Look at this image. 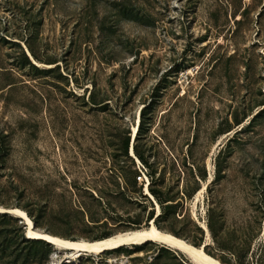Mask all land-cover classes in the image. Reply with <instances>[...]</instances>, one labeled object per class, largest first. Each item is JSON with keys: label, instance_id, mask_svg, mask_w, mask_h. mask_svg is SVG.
Here are the masks:
<instances>
[{"label": "rangeland", "instance_id": "374dc122", "mask_svg": "<svg viewBox=\"0 0 264 264\" xmlns=\"http://www.w3.org/2000/svg\"><path fill=\"white\" fill-rule=\"evenodd\" d=\"M263 108L264 0H0V208L42 233L154 221L221 264H264ZM139 117L158 199L122 153ZM55 254L0 217V264H191L155 243Z\"/></svg>", "mask_w": 264, "mask_h": 264}, {"label": "bare ground", "instance_id": "6f19581e", "mask_svg": "<svg viewBox=\"0 0 264 264\" xmlns=\"http://www.w3.org/2000/svg\"><path fill=\"white\" fill-rule=\"evenodd\" d=\"M139 130L140 117L137 118L136 123L133 125L131 134L132 144L130 149V155L134 157L137 162L138 159L135 155L134 147L137 136L139 134ZM148 184L146 185V191L147 194L152 197L148 189ZM205 190L206 186H204L203 190L200 193H203ZM0 213H9L15 216L16 218L22 220V222L27 227L28 238L48 242L55 249V256L59 253H62V257H64L63 259H65L66 261H75L77 258L84 255L100 256L108 252H116L122 250L126 247L145 246L150 243H155L164 245L182 253L186 256V258L190 261L191 264H221L220 262L205 253L204 247L207 244L199 248L192 246L181 238H178L170 233L161 231L156 227L154 221H151L149 227L147 228L122 232L105 239L87 242L85 240L69 241L48 233H42L38 229H36L33 221L29 218V216L25 212L20 211L18 209L5 210L4 208H0ZM203 228L207 233V239H209L210 233L208 229L204 225Z\"/></svg>", "mask_w": 264, "mask_h": 264}, {"label": "trees", "instance_id": "16d2710c", "mask_svg": "<svg viewBox=\"0 0 264 264\" xmlns=\"http://www.w3.org/2000/svg\"><path fill=\"white\" fill-rule=\"evenodd\" d=\"M34 58H35V56H34ZM37 59V58H36ZM28 63H29V65H32L31 64V62H29L28 61ZM34 67V66H33ZM35 68V67H34ZM263 110H264V108H263ZM262 110V111H263ZM143 111H144V109L141 111V116H142V113H143ZM260 113V112H259ZM141 127H142V123L140 124V130H139V134H138V136H137V139H136V144H137V142H138V139H139V137H140V135H141ZM131 136V135H130ZM129 137L126 139V141H124V146H122V153L124 154V156L126 157V158H129V155H130V145H129ZM136 144H135V147H134V151H135V155H136V157H137V159H138V161L147 169V178L149 179V186H151L152 185V182L154 181V175L155 174H153L152 172L150 173L149 171H150V169H149V167H148V165H147V163H146V161H145V158H144V156L142 155V154H140L139 152H138V150H137V146H136ZM139 177V176H138ZM201 180H199V182H200ZM197 190V189H196ZM195 190V191H196ZM150 192H151V194L154 196V198L155 199H158V194H157V192L155 191V190H151L150 189ZM185 193L187 194L188 193V190H185ZM195 193V192H194ZM169 200H167V201H165V202H163V203H166V202H168ZM0 215H2V216H0V217H5L6 215H8V214H0ZM154 217H151L150 219H149V221H151L152 219H153ZM208 227V230H209V233H211V235L212 236H214L215 235V231H214V229H213V227L211 226V224H210V222L208 223V225H207ZM200 231V233H202L203 234V232L201 231V229L199 230ZM22 241H23V243H25V244H28V245H31V246H33V247H35V246H37V244H38V241L37 240H30V239H26L25 238V236H23L22 237ZM200 242H202V240L200 241ZM194 245H196V246H199V245H197V243H195ZM201 246H203V243H201V245L199 246V247H201ZM240 247H242V248H244V246H240ZM206 248H207V246L205 247V250H206ZM218 248H219V250L220 251H225V252H229V253H232V249L231 248H229L228 246H226V244L225 243H223V242H221V243H218ZM234 254V253H233ZM243 257V255L241 256V258ZM224 264V263H223Z\"/></svg>", "mask_w": 264, "mask_h": 264}, {"label": "built area", "instance_id": "2783aa9c", "mask_svg": "<svg viewBox=\"0 0 264 264\" xmlns=\"http://www.w3.org/2000/svg\"><path fill=\"white\" fill-rule=\"evenodd\" d=\"M137 161V160H136ZM138 170L140 171L138 179L142 180L145 179V186L149 183V179L147 178V169L138 161L137 162ZM141 185H144L143 183Z\"/></svg>", "mask_w": 264, "mask_h": 264}, {"label": "water", "instance_id": "95a60500", "mask_svg": "<svg viewBox=\"0 0 264 264\" xmlns=\"http://www.w3.org/2000/svg\"><path fill=\"white\" fill-rule=\"evenodd\" d=\"M131 153V152H130ZM4 214H8V213H4Z\"/></svg>", "mask_w": 264, "mask_h": 264}]
</instances>
